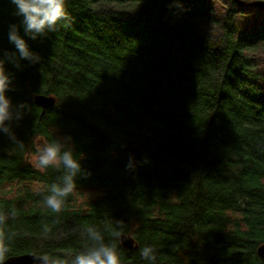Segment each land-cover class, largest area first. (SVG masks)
Returning a JSON list of instances; mask_svg holds the SVG:
<instances>
[{"label":"trees","instance_id":"trees-1","mask_svg":"<svg viewBox=\"0 0 264 264\" xmlns=\"http://www.w3.org/2000/svg\"><path fill=\"white\" fill-rule=\"evenodd\" d=\"M65 9L70 22L32 40L16 5L0 0L14 117L0 131L7 258L72 264L94 226L122 264H264V8L65 0ZM11 25L38 62L19 59ZM37 95L54 105L42 113ZM55 142L81 166L59 213L44 197L65 170L37 161ZM116 221L135 249L112 236ZM147 246L154 262L141 256Z\"/></svg>","mask_w":264,"mask_h":264},{"label":"clouds","instance_id":"clouds-1","mask_svg":"<svg viewBox=\"0 0 264 264\" xmlns=\"http://www.w3.org/2000/svg\"><path fill=\"white\" fill-rule=\"evenodd\" d=\"M17 7V15L23 18L22 23L25 35L35 40L45 36L48 32L56 30L61 22H70V16L65 9V0H11ZM9 42L17 50L19 59L38 62L39 57L29 50L26 41L18 34L17 27L11 25L8 33ZM19 66V65H17ZM12 79L5 73L3 61L0 60V131L10 132L6 122L13 120L11 101L5 93L10 89ZM20 118L19 113L15 116ZM41 168L49 166H62L65 170L62 182L50 185L49 193L44 197V203L53 211L59 213L67 196L76 187L75 177L81 173L78 160L73 158L72 151L64 150V145L59 142L45 145L37 157ZM6 217L0 214V264H5L7 253L10 251L9 243L14 234L5 231ZM117 229H113L112 236L119 238L122 235L123 221H116ZM87 234L92 245L84 252L75 255L72 264H122L120 255L115 245L104 242L103 234L94 226L87 228ZM143 259L150 262L156 260V251L147 246L141 250ZM40 264H65L61 259H52L47 255L40 257Z\"/></svg>","mask_w":264,"mask_h":264},{"label":"water","instance_id":"water-1","mask_svg":"<svg viewBox=\"0 0 264 264\" xmlns=\"http://www.w3.org/2000/svg\"><path fill=\"white\" fill-rule=\"evenodd\" d=\"M233 2L237 6H245V7H251V8H264V0H255L250 2H244L242 0H233ZM34 103L42 109V113H44L45 110L52 107L55 103V99L50 96L46 95H37L34 97ZM138 150L133 149L129 153L128 157V167L130 171H132L136 165ZM121 245L127 249L136 248L134 245V242L130 236L122 235L120 237ZM257 254L260 258L264 259V245H261L257 249ZM40 257L38 255L33 254H24L20 256L10 257L7 258L5 261V264H40Z\"/></svg>","mask_w":264,"mask_h":264},{"label":"rangeland","instance_id":"rangeland-1","mask_svg":"<svg viewBox=\"0 0 264 264\" xmlns=\"http://www.w3.org/2000/svg\"><path fill=\"white\" fill-rule=\"evenodd\" d=\"M243 1V0H242ZM245 2L255 1V0H244Z\"/></svg>","mask_w":264,"mask_h":264}]
</instances>
